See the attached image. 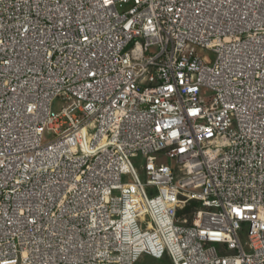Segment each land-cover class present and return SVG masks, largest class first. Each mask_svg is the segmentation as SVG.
Segmentation results:
<instances>
[{"label": "built area", "instance_id": "2783aa9c", "mask_svg": "<svg viewBox=\"0 0 264 264\" xmlns=\"http://www.w3.org/2000/svg\"><path fill=\"white\" fill-rule=\"evenodd\" d=\"M143 255L264 264V0H0V264Z\"/></svg>", "mask_w": 264, "mask_h": 264}, {"label": "rangeland", "instance_id": "374dc122", "mask_svg": "<svg viewBox=\"0 0 264 264\" xmlns=\"http://www.w3.org/2000/svg\"><path fill=\"white\" fill-rule=\"evenodd\" d=\"M199 53L200 54L206 53L208 56L211 55L210 52H204V51H201V50H199ZM55 104H57L56 101L54 102V105ZM156 160L164 161V163L169 164V165H171L173 163L171 160H169L168 158L163 157L161 154H159L156 157ZM145 162H146V158L143 157V156H138L137 158H133L134 166H135V168L137 170V173H138V176H139V178H140V180L142 182H145L146 178H147V176L145 174V170H144ZM146 191H147V195L148 196H153V195L156 194V188L154 186H146ZM188 216L189 215H186V217L182 218L180 220V222L187 223ZM146 220L147 219H145V221ZM241 237H242V241L245 242L246 241V232H245L244 229H243V231L241 233ZM137 264H171V260H170V258L167 255H165L164 257H162L160 259L153 258V257L148 256V255H143Z\"/></svg>", "mask_w": 264, "mask_h": 264}]
</instances>
